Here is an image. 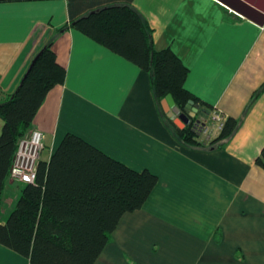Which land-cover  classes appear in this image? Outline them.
I'll list each match as a JSON object with an SVG mask.
<instances>
[{"label": "crops", "instance_id": "0c3cea01", "mask_svg": "<svg viewBox=\"0 0 264 264\" xmlns=\"http://www.w3.org/2000/svg\"><path fill=\"white\" fill-rule=\"evenodd\" d=\"M118 4L148 22L156 49L171 48L189 68L185 88L200 100L196 120L217 131L213 140L220 133L214 112L240 120L227 141L200 134V146L183 142L148 72L76 29L59 31ZM243 6L257 17L264 0H0V101L51 40L66 68L31 129L45 136L40 161L73 133L158 177L94 264H264V167L256 162L264 148V26L240 14L248 13ZM3 124L0 118V135ZM22 185L9 176L0 213L15 208ZM0 264L31 262L0 244Z\"/></svg>", "mask_w": 264, "mask_h": 264}, {"label": "trees", "instance_id": "16d2710c", "mask_svg": "<svg viewBox=\"0 0 264 264\" xmlns=\"http://www.w3.org/2000/svg\"><path fill=\"white\" fill-rule=\"evenodd\" d=\"M67 29L84 33L148 72L160 108L169 94L181 110L189 101L200 102L185 88L189 68L171 48H155L150 25L133 7L110 5L59 31ZM35 58L17 90L0 101L4 122L0 135V209L19 140L31 131L49 92L66 78L53 40ZM167 119L183 142L201 145L198 131L193 130L196 118L184 129ZM239 125V119L227 117L212 144H223ZM256 162L264 167V148ZM157 183L158 177L151 171L132 169L83 138L67 133L50 160L39 161L36 181L23 183L15 208L4 223L0 222V244L27 257L31 264H94L122 216L140 209Z\"/></svg>", "mask_w": 264, "mask_h": 264}, {"label": "built area", "instance_id": "2783aa9c", "mask_svg": "<svg viewBox=\"0 0 264 264\" xmlns=\"http://www.w3.org/2000/svg\"><path fill=\"white\" fill-rule=\"evenodd\" d=\"M213 118L216 121L217 130L223 128L225 117L214 112ZM196 131L204 135L207 140L212 136L210 126L198 124ZM44 133L38 129L31 130L18 142L17 152L13 161L10 176L21 183H34L36 181L37 168L41 153L45 149Z\"/></svg>", "mask_w": 264, "mask_h": 264}, {"label": "water", "instance_id": "95a60500", "mask_svg": "<svg viewBox=\"0 0 264 264\" xmlns=\"http://www.w3.org/2000/svg\"><path fill=\"white\" fill-rule=\"evenodd\" d=\"M244 11H248V13L239 12L243 16H247L252 20L254 23L264 26V11L263 13L257 15V17H251V13L249 11H252L250 7L243 6ZM256 16V15H255ZM37 58V57H36ZM36 58L32 61V64L35 62ZM162 108L164 112L166 113L167 117L174 122V124L180 128L184 129L186 126H188L195 118L196 113L199 110V105L194 104L193 101H189L186 108L184 110H181L175 103V100L173 99L172 95H167L161 102ZM198 124L205 125L204 122L195 120L193 125V130H196V127ZM198 135H200V132H198Z\"/></svg>", "mask_w": 264, "mask_h": 264}, {"label": "rangeland", "instance_id": "374dc122", "mask_svg": "<svg viewBox=\"0 0 264 264\" xmlns=\"http://www.w3.org/2000/svg\"><path fill=\"white\" fill-rule=\"evenodd\" d=\"M212 131H213V130H212ZM216 134H217V131H216V132L213 131V132H212V136H211V138H210L209 140H210V141L213 140V137H215ZM2 210H3V211H1V213H0V218H3L4 216H7V215L10 214V212H11V211L6 210L5 207H3ZM1 216H2V217H1Z\"/></svg>", "mask_w": 264, "mask_h": 264}]
</instances>
